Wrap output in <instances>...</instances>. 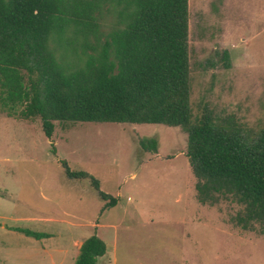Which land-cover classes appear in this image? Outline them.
<instances>
[{"label": "rangeland", "instance_id": "rangeland-1", "mask_svg": "<svg viewBox=\"0 0 264 264\" xmlns=\"http://www.w3.org/2000/svg\"><path fill=\"white\" fill-rule=\"evenodd\" d=\"M187 12L192 118L205 106L218 121L257 133L264 128V0H187ZM112 22L103 13L99 33ZM186 137L162 124L53 122L46 138L37 118L0 112V264H73L95 224L105 226L95 235L105 240V264H182L190 251L186 264H264V232L231 223L239 206L197 203ZM147 139L157 142L155 153L141 148ZM98 191L115 205L106 207ZM183 223L201 224L196 241L176 239L170 226ZM114 232L113 249L115 238H106Z\"/></svg>", "mask_w": 264, "mask_h": 264}, {"label": "trees", "instance_id": "trees-1", "mask_svg": "<svg viewBox=\"0 0 264 264\" xmlns=\"http://www.w3.org/2000/svg\"><path fill=\"white\" fill-rule=\"evenodd\" d=\"M103 13L113 22L99 33ZM187 20V0H0V112L37 118L46 138L53 122L179 127L197 203L228 200L241 208L234 226L264 232V128L251 135L205 106L192 118ZM140 146L155 153L157 142ZM104 253L92 234L73 264H96Z\"/></svg>", "mask_w": 264, "mask_h": 264}, {"label": "crops", "instance_id": "crops-1", "mask_svg": "<svg viewBox=\"0 0 264 264\" xmlns=\"http://www.w3.org/2000/svg\"><path fill=\"white\" fill-rule=\"evenodd\" d=\"M190 220H191V222L194 223V220L195 219H190ZM185 225H190V226L187 227ZM194 225H201V224H184L183 223V224H179L178 227H176L175 225L172 224V226H170V227H172V228L174 227L175 229H177V234L175 235L176 239L178 241L182 242L183 244H186L190 240H195V236L193 234V230H194L193 228H198V227L197 226H194ZM104 228H105L104 224L103 225H96L95 224V229H94L95 232H94V234L96 235L98 233L97 231L102 230ZM112 228L114 229L115 227H112ZM196 231H197V229H196ZM97 237L104 243L105 240L102 239V237H100L99 234H98ZM106 239H108V240L114 239L115 240L114 242H112V248L114 249V246L116 245V239H117L116 238V232L113 233V236H111L110 238L107 237ZM104 245H105V243H104ZM105 252H106V246H105ZM191 252L192 251H190L188 255H185V254H187L186 253V250H184L182 252V255H185V256H182L181 257L182 259L180 261H181L182 264L188 263V261H187L188 258L191 257V256H193V254H191ZM105 263H106V253H104V255L97 260V263L96 264H105Z\"/></svg>", "mask_w": 264, "mask_h": 264}]
</instances>
